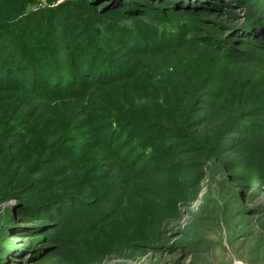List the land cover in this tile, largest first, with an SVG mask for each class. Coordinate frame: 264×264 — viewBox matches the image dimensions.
Returning a JSON list of instances; mask_svg holds the SVG:
<instances>
[{
	"label": "rangeland",
	"instance_id": "obj_1",
	"mask_svg": "<svg viewBox=\"0 0 264 264\" xmlns=\"http://www.w3.org/2000/svg\"><path fill=\"white\" fill-rule=\"evenodd\" d=\"M0 264H264V0H0Z\"/></svg>",
	"mask_w": 264,
	"mask_h": 264
},
{
	"label": "trees",
	"instance_id": "obj_2",
	"mask_svg": "<svg viewBox=\"0 0 264 264\" xmlns=\"http://www.w3.org/2000/svg\"><path fill=\"white\" fill-rule=\"evenodd\" d=\"M48 69H49V68H48ZM85 69L88 70V66H86ZM49 71H50V70H49ZM52 76H53V78H54V75H52ZM55 80L57 81L58 79H55ZM101 81H103V79H101ZM53 83H54L53 86L49 87L48 85H46L45 88H48V87H49V89H47V90H49V91H51V92L61 93V92L64 91V93H68L66 90H67V88H69V86L72 85L73 80H69V83H67L66 85H64L65 88H66V89H64V90H58V89H57V86L63 85V84H62V81H61V83H58V81H57V82H53Z\"/></svg>",
	"mask_w": 264,
	"mask_h": 264
}]
</instances>
